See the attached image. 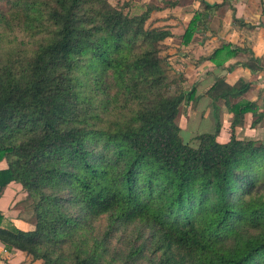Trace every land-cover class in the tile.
Listing matches in <instances>:
<instances>
[{
  "label": "trees",
  "instance_id": "obj_1",
  "mask_svg": "<svg viewBox=\"0 0 264 264\" xmlns=\"http://www.w3.org/2000/svg\"><path fill=\"white\" fill-rule=\"evenodd\" d=\"M200 2L185 44L221 7ZM132 6L0 0V192L20 185L34 217L25 232L0 213V244L40 264H142L143 249L148 264H264V143L236 137L264 109L234 102L249 83L216 79L205 93L212 132L184 142L177 118L194 90L170 94L160 56L170 28ZM238 56L262 71L248 48L225 44L209 60ZM221 102L233 118L226 143ZM132 227L131 255L111 252L113 234Z\"/></svg>",
  "mask_w": 264,
  "mask_h": 264
},
{
  "label": "crops",
  "instance_id": "obj_2",
  "mask_svg": "<svg viewBox=\"0 0 264 264\" xmlns=\"http://www.w3.org/2000/svg\"><path fill=\"white\" fill-rule=\"evenodd\" d=\"M172 1V0H170ZM190 4H185L183 0L178 3V0L173 1L171 5L166 8L159 9L163 13L168 11L170 15L167 17L159 18L158 22L154 25L157 27L167 26L170 28L172 36L167 38L163 44L170 45L172 48L180 49L182 51H188L191 55L181 53V62L190 63L191 59L198 62L196 69L189 67L190 78L196 77V72H203L201 77L203 78V95L208 89L215 83V78L224 75L223 71H226V78L224 81L234 86L238 81L242 80L250 84V88L247 92L238 100H245L249 102H256L260 107L261 99H264V0H203L209 5L221 4V7L215 12L209 14L206 19V24L203 29L197 31L191 38L188 44L183 45L182 38L190 21L195 13H202L200 0H189ZM177 3V4H176ZM157 6H159L157 4ZM166 9V10H165ZM190 13H187V12ZM231 45L232 47L248 48L254 56L260 60L261 72L252 73L248 69L242 68V63L245 61L244 56H238L236 58L227 60L221 68L211 62L209 59L213 52L220 49L223 45ZM217 62H222L223 57L216 58ZM236 65L231 71L227 72L229 66ZM195 71V72H194ZM213 77L212 82L208 81ZM262 97L260 98V96ZM208 99V98H207ZM209 100V99H208ZM264 103V100L262 101ZM262 111V107H260ZM219 117L221 123L220 134L218 137L219 142L226 143L230 138V124L232 122L231 114H223ZM251 119L250 126L248 127V121ZM255 117L251 114H246L244 123L237 127L236 137L239 140L245 141H259L264 135L261 133L264 130V120L259 124L252 126ZM229 123L228 135L225 141L221 140V133L224 125L222 122ZM212 131L202 132L208 133ZM240 132H244L241 135ZM199 134V135H200ZM197 135V136H199ZM196 140V139H195ZM221 140V141H220ZM197 142V141H196ZM6 164L0 163V170L4 169ZM9 201L5 204L6 196ZM26 202V195L15 184H10L0 192V213L4 217L6 223H11L17 229L21 231H32L33 226L31 224L30 207L18 208L19 203ZM40 264L39 262L32 261V258L25 253L18 251H7L5 247L0 244V264H25L26 262ZM28 262V263H29Z\"/></svg>",
  "mask_w": 264,
  "mask_h": 264
},
{
  "label": "rangeland",
  "instance_id": "obj_3",
  "mask_svg": "<svg viewBox=\"0 0 264 264\" xmlns=\"http://www.w3.org/2000/svg\"><path fill=\"white\" fill-rule=\"evenodd\" d=\"M127 1H132V13H140L144 11L146 8L153 9L150 14L149 24H156L159 20V18L167 17L170 15L168 11H165L163 13L159 9L166 8V6H172L171 4L173 1L176 0H109V2L115 6L120 7ZM181 0H178V3H180ZM185 4H190L189 0H183ZM157 4L159 6H157ZM177 4V3H176ZM161 9L162 11H164ZM166 10V9H165ZM187 13H190L189 11ZM183 45L185 44L184 39L182 38ZM185 53L186 55H191L188 51H182L180 49L172 48L170 45L162 44L160 56L163 58L164 64L163 67L166 70V74L169 77L170 84H169V92L170 94H178L181 92H190L191 90H194L193 99L190 102L184 103L179 111V115L177 118V124L180 128V137L181 139L189 143L191 146H196V137L202 132L212 131L215 124V119L213 115V110L211 106L210 100L207 99L206 95H203V78L201 77L202 73L201 71L196 72V77L190 78V73L188 68L192 67V69H196V66L198 64L197 61L194 59H191L190 63H184L181 62L180 54ZM195 72V71H194ZM219 78H226V74L222 75ZM214 80L213 77L209 78L208 81L212 82ZM262 95L260 96V98ZM264 99H261L260 107L264 109V103L262 102ZM220 111H219V117L222 116V121L224 119L223 114H227L228 111L225 107V105L221 102L220 104ZM229 114V113H228ZM251 119L248 121L247 126H250ZM229 123L222 122V126L224 125L221 133V140L225 141L227 138H229L228 135V125ZM241 135H244V132H240ZM261 133L264 135V130L261 131ZM220 140V141H221ZM264 143V137L259 139V141ZM17 185L19 188L20 185ZM9 195L6 196L5 199H8ZM9 201L5 200V204ZM25 207H31L29 202L19 203L17 205L18 208ZM3 206V204H0V207ZM29 214L31 215V224L34 227V217L32 215V212L30 211ZM96 233L100 236L104 233V231L108 230V225L105 219L99 220L95 224ZM34 230V228H33ZM138 234L134 227L128 229L127 231H121L119 233L113 234V236L109 240V247L111 252H115L119 255L123 256H130L133 249L135 248L133 245H135L138 242ZM137 245H141V242H139ZM138 257L136 259H139V262L142 264H148L150 259V255L147 252L146 249H143L140 254L137 255ZM29 262V260H27ZM25 264H35V263H28Z\"/></svg>",
  "mask_w": 264,
  "mask_h": 264
},
{
  "label": "water",
  "instance_id": "obj_4",
  "mask_svg": "<svg viewBox=\"0 0 264 264\" xmlns=\"http://www.w3.org/2000/svg\"><path fill=\"white\" fill-rule=\"evenodd\" d=\"M226 71H223V73H225Z\"/></svg>",
  "mask_w": 264,
  "mask_h": 264
}]
</instances>
